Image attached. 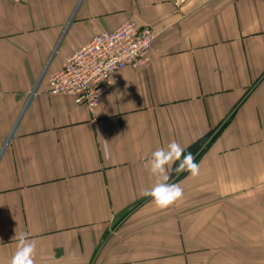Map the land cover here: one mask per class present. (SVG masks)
<instances>
[{
    "label": "crops",
    "instance_id": "1",
    "mask_svg": "<svg viewBox=\"0 0 264 264\" xmlns=\"http://www.w3.org/2000/svg\"><path fill=\"white\" fill-rule=\"evenodd\" d=\"M127 21L155 34L145 69L93 112L50 95ZM211 133L156 208L152 152ZM23 232L35 264H264V0H0V264Z\"/></svg>",
    "mask_w": 264,
    "mask_h": 264
},
{
    "label": "built area",
    "instance_id": "2",
    "mask_svg": "<svg viewBox=\"0 0 264 264\" xmlns=\"http://www.w3.org/2000/svg\"><path fill=\"white\" fill-rule=\"evenodd\" d=\"M154 36L151 28L139 27L134 21L96 35L50 76V95L71 96L76 104L93 112L115 93L113 86L122 70H143L149 65Z\"/></svg>",
    "mask_w": 264,
    "mask_h": 264
},
{
    "label": "clouds",
    "instance_id": "3",
    "mask_svg": "<svg viewBox=\"0 0 264 264\" xmlns=\"http://www.w3.org/2000/svg\"><path fill=\"white\" fill-rule=\"evenodd\" d=\"M107 144V141H105ZM150 173L157 177V182L143 195L151 198V203L158 209H167L183 198V188L179 183H170L171 174L187 172L192 178L200 174V166L191 152L175 140L166 146L154 150L148 161ZM30 233L23 232L17 237L18 243L9 264H35L36 242L29 239Z\"/></svg>",
    "mask_w": 264,
    "mask_h": 264
},
{
    "label": "trees",
    "instance_id": "4",
    "mask_svg": "<svg viewBox=\"0 0 264 264\" xmlns=\"http://www.w3.org/2000/svg\"><path fill=\"white\" fill-rule=\"evenodd\" d=\"M213 134H214V136H213ZM215 133H211L210 135H208L207 137H204L202 140H200L199 142H197V144H194V145H192L190 148H188V150H187V152H191V153H193V155L196 157V156H198L199 157V155L204 151V149H205V147H204V149H202V147H203V145L204 144H208L211 140H213L211 137L213 136V137H215ZM211 138V139H210ZM210 139V140H209ZM186 172H184V173H180V174H178V176H182V175H184Z\"/></svg>",
    "mask_w": 264,
    "mask_h": 264
}]
</instances>
